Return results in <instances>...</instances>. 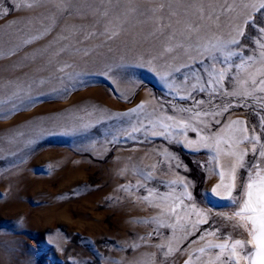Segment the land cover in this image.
Returning <instances> with one entry per match:
<instances>
[{
  "label": "rangeland",
  "instance_id": "obj_1",
  "mask_svg": "<svg viewBox=\"0 0 264 264\" xmlns=\"http://www.w3.org/2000/svg\"><path fill=\"white\" fill-rule=\"evenodd\" d=\"M165 2L70 0L69 14L61 12L65 5L60 0H41L34 8L13 7L0 18V100L19 92L34 101L16 109L11 102L0 105V264H162L156 245L167 242L168 230H162L161 237L141 240L155 227L142 221L156 212L135 201L146 194L143 189L134 194L122 190L123 185L141 179L136 174L139 168L152 171L155 165V175L165 181L184 177L198 206L230 211L226 201L207 195L219 180L206 171L205 151L194 152L163 138H128L115 118L143 103L145 112L155 113L153 118L175 115L179 119L181 114L169 105L187 103L170 93L157 73L186 62L182 50L164 54L163 48L170 31L183 29V21L198 22L197 16L169 21L167 8L155 14L150 11ZM194 2L174 0V7ZM227 2L237 6L231 14L233 22H241L246 10L240 5L248 0ZM12 5L13 0H0V6ZM105 8L110 9L109 16L101 17ZM130 8L136 11L127 12ZM52 15L57 28L25 44L50 25ZM177 19L182 23L177 24ZM254 19L257 26H264L260 13ZM161 23H172V29L165 28L161 34L157 31ZM105 25L119 35L112 40L99 35L85 39L89 32H102ZM245 32L254 34L251 24ZM58 35L68 39L54 43ZM177 38L182 39L179 32ZM64 46L69 50L61 52ZM85 51L91 54L86 56ZM148 60L150 65L137 66ZM117 64L130 67L119 74L108 73ZM65 73L81 75L69 82ZM65 87L71 90L64 92ZM232 118L257 122L243 108L235 109ZM85 124L92 126L83 130ZM187 136L197 139L191 131ZM161 149L178 157L187 170L175 166L169 170L161 163ZM148 184L158 186V180ZM217 224L223 221L217 219ZM134 243L141 246L132 249ZM185 258L179 257L176 264H183Z\"/></svg>",
  "mask_w": 264,
  "mask_h": 264
},
{
  "label": "snow or ice",
  "instance_id": "obj_2",
  "mask_svg": "<svg viewBox=\"0 0 264 264\" xmlns=\"http://www.w3.org/2000/svg\"><path fill=\"white\" fill-rule=\"evenodd\" d=\"M60 2L65 5L61 12L72 14L70 0ZM102 2L118 4L119 0ZM40 3L41 0H21L17 4L13 0L12 6H0V18L8 16L13 7L34 8ZM236 7L227 0L220 3L195 0L194 3L174 7V0H166L150 9L155 14L167 8L169 21L174 17H190L193 13L197 16L198 22L183 21V29L170 31L163 48L164 54L182 50L187 57L186 62L164 74L157 73L169 92L187 103L184 106L169 105L181 114L179 119L175 115L153 118L155 113L145 112L146 105L143 103L128 112L115 114L128 138H163L169 144H179L194 152L205 151L206 171L219 180L207 195L226 201L230 210L227 213L213 212L212 207L198 206L190 191L192 185L184 177L165 181L155 175V165L152 171L137 169L136 174L141 179L135 184L123 185L122 190L134 194L143 189L146 194L135 197V201L143 202L156 212L150 219L142 221L155 227L148 237H141V240L146 241L153 235L161 237L164 235L162 230H168L167 242L156 245L162 264H176L181 256L186 257L183 264H264V26H257L254 19L256 13L264 16V0L242 3L240 7L246 10V15L239 23L233 22L231 15ZM109 11L105 8L100 16L108 17ZM135 11V8L127 10ZM49 19L51 23L42 33L29 37L24 43L31 44L51 34L57 28V20L55 15ZM176 23L182 21L177 19ZM249 24L254 34L246 35L245 29ZM165 28L172 29V23H161L157 31L163 34ZM225 28L228 29L226 33ZM178 32L182 39L177 38ZM96 35L112 40L119 32L105 25L102 32H89L85 39ZM67 39V36L58 35L53 42ZM242 39L249 43H242ZM69 47L64 46L60 51L66 52ZM11 54L16 55L14 51ZM90 54L84 52L86 56ZM151 63L148 60L137 66L145 67ZM128 67L125 64L110 66L108 73L119 74ZM60 71L65 72V68ZM65 75L71 82L81 74ZM70 90L69 87L63 89L64 92ZM181 92L184 94L181 95ZM9 102L12 109H16L28 107L34 101L29 94L16 92L8 99L0 100V105ZM239 108L250 110L257 122L250 124L246 119H233L234 110ZM91 126L85 124L83 130ZM189 131L195 133L197 139H189ZM160 155L161 163L169 170L173 166L187 170L179 158L167 149H161ZM153 180H158V186H149L148 182ZM217 219L223 224L218 226ZM203 225L208 227L202 228ZM224 228L229 231L224 232ZM197 232L199 236L190 240ZM185 242L187 248L183 247ZM140 246L134 243L130 247L138 249Z\"/></svg>",
  "mask_w": 264,
  "mask_h": 264
}]
</instances>
